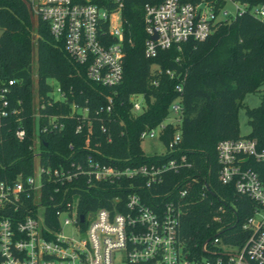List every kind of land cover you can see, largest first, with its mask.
Masks as SVG:
<instances>
[{"label":"trees","instance_id":"trees-1","mask_svg":"<svg viewBox=\"0 0 264 264\" xmlns=\"http://www.w3.org/2000/svg\"><path fill=\"white\" fill-rule=\"evenodd\" d=\"M159 0H122L120 8L121 31L123 32L122 79L112 87L89 82L85 78L83 65L75 63L49 34L47 24L42 20L32 22L31 14L24 0H0V86L8 79L6 101L8 114L0 117V182L11 186L20 175L32 174L35 155L32 144L37 133L40 138L38 162L43 167L62 168L71 162H82L87 156L101 163L119 167L148 164V162L184 155L189 167H183L181 175L167 172L166 182L157 188L142 189L137 194L146 204L152 195L162 197L170 185L178 178L194 177L191 184L189 202L179 216L178 238L183 251L191 256H201V245L211 239L220 227L219 235L237 245L245 236L241 223L250 214L252 202L234 193L233 186L217 181V152L220 140H234L238 133L236 116L244 95L264 85V24L251 15H241L214 28L212 34L201 41H188L177 48L170 47L158 51L155 57L145 58L142 9L147 2ZM194 1V0H188ZM35 52L34 81L36 92L45 96L53 81L64 92V100L46 106L43 112L51 115L64 114L59 119L61 130L39 132L32 118V55ZM157 65L161 73L151 74V66ZM173 72L172 77L165 70ZM182 80V111L179 126L180 141L165 154L145 155L140 147L139 133L152 128L164 120L167 108L176 96L175 85ZM156 80V85L151 83ZM142 94L146 108L139 114L130 111L129 95ZM110 97L111 104L105 111ZM257 106L244 109L249 132L245 137L253 138L258 147H264V90L259 95ZM87 108V116L92 120V134L89 149L83 148V133L75 134L76 121L68 116L70 105ZM14 109V112L9 110ZM44 121L40 119V125ZM104 127V131L100 129ZM22 129V140L15 138L16 129ZM174 129L167 125L159 136L162 147L172 136ZM110 140H107V137ZM98 144L95 146L94 143ZM126 182L100 181L84 184L81 178L72 182L68 199L75 202L78 213L85 214L98 208L111 210L119 201L125 200L132 191ZM205 183L210 192L198 199L201 184ZM51 188L43 191V203L49 200ZM175 193V192H173ZM54 196V195H53ZM55 198H59L55 196ZM226 204L228 211L218 222L212 216L219 215L218 207ZM34 208L31 199L20 195L16 210L11 205L0 207V219L20 220L26 208ZM44 223L55 226L54 208L46 209ZM225 234V235H224Z\"/></svg>","mask_w":264,"mask_h":264},{"label":"built area","instance_id":"built-area-1","mask_svg":"<svg viewBox=\"0 0 264 264\" xmlns=\"http://www.w3.org/2000/svg\"><path fill=\"white\" fill-rule=\"evenodd\" d=\"M31 16L47 24L49 34L60 43L70 58L85 68V78L101 86L112 87L122 79L123 32L121 31L120 8L122 0H24ZM144 32V57H155L158 51L177 48L188 41L204 40L214 28L229 23L238 16L249 14L264 24V0H159L145 3L142 9ZM155 36V38H152ZM151 66V74L161 73L157 65ZM172 77L173 72L166 69ZM182 80L175 85L176 96L169 103L164 120L152 128L139 133L140 139L155 138L170 125L174 131L167 146L157 154H165L180 141L179 126L182 111ZM151 83L156 85V80ZM8 79L0 86V117L6 116L9 104L6 101ZM45 96H39L36 88L32 93V118L39 132L61 130L59 119L65 115H51L43 112L46 106L64 100V92L52 81ZM110 109L111 99L106 97ZM130 111L139 114L146 108L142 94L129 95ZM14 112L15 110H9ZM68 116L76 123L74 133H83V148L89 149L92 134V120L87 108L70 105ZM40 119L44 121L40 125ZM104 131V127L100 126ZM22 140L24 131L14 132ZM110 140V137H107ZM40 138L35 135L32 150L35 155L32 174L26 178L20 175L11 186L0 182V207L11 205L16 210L20 195L31 199L34 208H26L20 220L0 219V264H264V147H258L253 138L241 136L234 140L217 142V181L233 186L234 193L252 202L250 214L241 223L244 240L240 244L230 243L219 235L201 245V256H191L183 251L178 238L179 216L188 204L194 177L178 178L171 189L160 198L152 195L149 205L137 192L157 188L168 180L167 172L181 175L183 167H189L184 155L179 158L156 160L148 164L119 167L108 165L87 156L82 162H71L67 167H43L38 162ZM98 144L94 143L96 146ZM161 145V144H160ZM84 180L91 185L100 181L126 182L132 193L111 210L98 208L94 211L77 212L76 201L68 199L71 183ZM51 188L49 200L43 203V191ZM175 192V193H173ZM210 192L201 184L198 199ZM54 195V196H53ZM55 196L59 198H55ZM54 208L55 226L44 223L46 209ZM228 206L220 204L219 215L212 216L218 222L227 213ZM82 215L81 222L79 216Z\"/></svg>","mask_w":264,"mask_h":264},{"label":"rangeland","instance_id":"rangeland-1","mask_svg":"<svg viewBox=\"0 0 264 264\" xmlns=\"http://www.w3.org/2000/svg\"><path fill=\"white\" fill-rule=\"evenodd\" d=\"M31 17H32V22H35L36 18L33 16ZM32 52H33V55H32L33 75H32L31 86L34 91L36 87L35 81H34L35 52L34 51ZM262 90H264V85L259 87L257 90L244 95L242 99L241 106L238 108L237 113H236V116L238 119V133L240 134V136H245L249 132V126L247 124V117L244 114V109L245 108L251 109V107H255L259 104L260 102L259 95L262 92ZM140 147H141L142 152L147 156L150 154H154V153H160L163 150V147L158 143V141L155 138H149V137L141 141Z\"/></svg>","mask_w":264,"mask_h":264},{"label":"water","instance_id":"water-1","mask_svg":"<svg viewBox=\"0 0 264 264\" xmlns=\"http://www.w3.org/2000/svg\"><path fill=\"white\" fill-rule=\"evenodd\" d=\"M152 38H155V36H153ZM81 220H82V215L79 216V221L81 222ZM204 244H205V242H204Z\"/></svg>","mask_w":264,"mask_h":264}]
</instances>
